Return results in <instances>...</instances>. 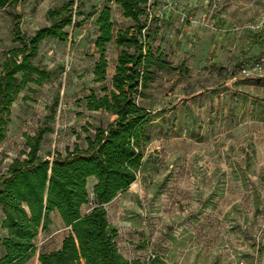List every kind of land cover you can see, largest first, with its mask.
I'll return each instance as SVG.
<instances>
[{"label":"rangeland","instance_id":"rangeland-1","mask_svg":"<svg viewBox=\"0 0 264 264\" xmlns=\"http://www.w3.org/2000/svg\"><path fill=\"white\" fill-rule=\"evenodd\" d=\"M57 1H74V19L85 23L67 29L68 41L41 44L34 63L52 76L40 86L29 84L13 104L0 145V175L13 159L24 158L26 134L50 128L39 154L52 159L85 148L86 138L115 119L86 107L92 93L100 97L112 89L120 53L108 45L107 78L95 82V12L110 6L115 30L133 22L115 0ZM154 1L155 19L145 34L172 69L160 72L137 99L153 113L155 130L137 180L109 211L119 251L143 264H264V76L243 72L260 54L263 32L234 30L264 27V0ZM39 2L0 10V69L5 52L16 46L17 16ZM228 13L232 31L225 27ZM92 190L89 185L91 195ZM50 218L49 230L36 239L35 255L24 264H40L37 254L56 249L66 235L57 212Z\"/></svg>","mask_w":264,"mask_h":264},{"label":"trees","instance_id":"trees-1","mask_svg":"<svg viewBox=\"0 0 264 264\" xmlns=\"http://www.w3.org/2000/svg\"><path fill=\"white\" fill-rule=\"evenodd\" d=\"M25 1L0 0V10ZM115 2L133 23L115 30L110 6L95 12V49L99 54L93 68L95 82L102 83L107 78L108 45L114 43L120 53L112 89L100 97L92 93L85 99L88 110L104 111L115 119L86 138L85 148L75 147L52 159L39 154L44 134L50 128L25 135L27 150L21 153L24 158L13 159L8 171L0 175V209L5 216L1 223L5 235L0 237V264H24L35 255L36 239L49 230L53 212L59 214L68 232L58 249L40 252V264H143L119 251L118 229L110 223L106 205L128 191L141 172L155 123L153 113L137 99L145 97L158 74L170 71L172 66L152 48L145 34L149 27L147 10L156 2L151 1L149 7L150 0ZM74 6V1H67L49 9L47 19L51 24L32 35L22 31L21 17L17 16L12 30L16 46L5 52L0 72V145L7 137L12 106L19 94L29 84L40 86L52 76L34 63L41 44L46 40L68 41L67 29L73 24L84 25L85 18L74 19L78 11ZM91 178L96 179L92 195ZM89 203L88 212L83 213V206Z\"/></svg>","mask_w":264,"mask_h":264},{"label":"crops","instance_id":"crops-1","mask_svg":"<svg viewBox=\"0 0 264 264\" xmlns=\"http://www.w3.org/2000/svg\"><path fill=\"white\" fill-rule=\"evenodd\" d=\"M25 2H23V3H25ZM65 2H67V1L58 2L57 0H51V1L43 0V3L42 2L41 3L39 2V5L38 6H36V5L35 6H32V9L30 10L31 12H27L26 13L27 15H23L22 18H21V28H22V31L24 33H26V34L29 33V35H32L39 28L44 27V26H49V24H51V22H50V20L47 19V11L49 9H51V8H55V7H59L61 5H64ZM23 3H19L15 7H18L19 8V5H22ZM115 5L118 6L116 4V2H115ZM28 13H29V15H28ZM232 16L233 15L231 13H228L227 16H225V19H227L226 20L227 21V25H225V27L229 31H232V28H233V25L230 23V19H231ZM40 23L43 24V25L40 26L39 25ZM234 30H239L241 32H248V31H250V32H253V33H257V32H261L262 33L263 32L262 41L264 43V27L262 25H259L258 23H255L254 25L252 24L249 27L246 24L241 25V26H235V29ZM263 43H262V46H263ZM0 72H1V69H0ZM95 183H96V179L95 178H91L89 180V185H91V188L94 187ZM121 195H122V193L119 194L112 202H110L109 204L106 205V208H107V211H108V218H109L110 208L113 207V206L119 205V203L121 202ZM86 212H88V210L83 211V213H86ZM4 217L5 216L3 215V213H2V211L0 209V237H2L3 235H5V231H3L1 229V223H2V220H3ZM61 221H62V219H61ZM109 221H110L111 224H113L110 219H109ZM62 223H63V221H62ZM63 225H64V223H63ZM64 228L68 232V228H66L65 225H64ZM61 243H62V241H61ZM61 243H60V245L56 249H58L61 246ZM2 254H3V249H2V247L0 245V256H2ZM38 256H39V253L37 254V259H38ZM38 263H39V261H38Z\"/></svg>","mask_w":264,"mask_h":264},{"label":"built area","instance_id":"built-area-1","mask_svg":"<svg viewBox=\"0 0 264 264\" xmlns=\"http://www.w3.org/2000/svg\"><path fill=\"white\" fill-rule=\"evenodd\" d=\"M151 1L148 3V7L151 4ZM149 16H148V23H150L151 19H152V14L150 9L148 8L147 10ZM75 18V15H74ZM243 72H245V74L247 73V75L249 76H253V77H258V76H264V43L262 46V49L260 51V54L251 62V64L249 66H247V68L243 69Z\"/></svg>","mask_w":264,"mask_h":264}]
</instances>
